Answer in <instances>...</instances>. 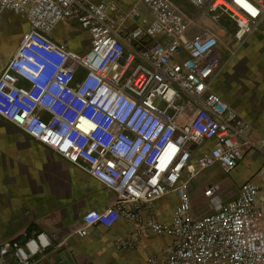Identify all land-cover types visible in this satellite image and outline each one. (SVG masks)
<instances>
[{"label": "built area", "instance_id": "2783aa9c", "mask_svg": "<svg viewBox=\"0 0 264 264\" xmlns=\"http://www.w3.org/2000/svg\"><path fill=\"white\" fill-rule=\"evenodd\" d=\"M185 1L192 12L172 0H0V23L10 12L28 25L0 75V117L112 190V204L84 214L80 237L175 193L171 223H146L172 238L152 263L264 264V137L212 90L222 18L242 42L264 0ZM66 21L89 36L87 51L52 39ZM250 153L263 158L255 176L231 199L220 183L206 185L212 211L195 216L192 179L213 166L230 176ZM51 243L46 231L25 230L0 246V264H35Z\"/></svg>", "mask_w": 264, "mask_h": 264}, {"label": "crops", "instance_id": "0c3cea01", "mask_svg": "<svg viewBox=\"0 0 264 264\" xmlns=\"http://www.w3.org/2000/svg\"><path fill=\"white\" fill-rule=\"evenodd\" d=\"M115 1L122 8L131 4V0ZM185 9L192 12V9ZM64 23L51 34L52 39L79 52L87 51L90 41L73 46L74 41L69 40L72 30ZM27 28L24 18L10 12L3 13L0 75ZM234 30L235 24L223 17L222 43L219 46L222 63L212 90L250 123L253 137L259 139L264 137V15L257 29L244 41L237 42L233 38ZM9 34H13L10 42L6 39ZM80 35L89 37L82 31ZM6 55L8 58L4 60ZM212 168L222 175V179L216 182L221 184L223 196L226 199L236 197L243 182L234 185L235 173L227 179L219 166L209 169ZM212 181L215 179L209 180ZM209 182L202 185L200 192L193 186L190 188L192 201L200 198L207 206L198 212L199 207L193 205L195 216L212 211L203 195ZM114 200L112 190L85 168L71 163L0 117V246L8 239H22L25 230L46 231L52 243L39 255L35 264H154L150 259L163 257L172 244V238L152 233L146 223L148 220L171 223L178 196L171 193L151 204L140 205L135 219L122 216L110 227L94 225L85 237L76 234L83 226V216L87 211L103 210ZM7 264L19 263L11 257Z\"/></svg>", "mask_w": 264, "mask_h": 264}, {"label": "rangeland", "instance_id": "374dc122", "mask_svg": "<svg viewBox=\"0 0 264 264\" xmlns=\"http://www.w3.org/2000/svg\"><path fill=\"white\" fill-rule=\"evenodd\" d=\"M172 1L180 5L183 8L193 10V8L185 0H172ZM63 25H65L67 28H70L72 30V32L69 35V40L74 41L73 46L84 45V44L89 43V37L80 35L81 30L79 29V26L77 23L67 21ZM220 25L222 27V22H220ZM11 28H13L12 25H11ZM12 36L13 34L12 35L9 34L8 37H6L7 41L10 42L12 39ZM15 41L16 40H14V45L16 44ZM7 58H8V55L4 57V60ZM262 163H263L262 157L258 153L248 154L246 158L244 159V161L242 162L243 166H240L241 165L240 164L230 175L232 176L234 173L236 174V176L233 177V180L235 182L234 185H239L241 182H245L246 180L251 179V177H254L257 171L259 170L260 166L262 165ZM213 169L214 168L209 169V170L213 171L214 173L213 172L210 173L211 171L207 169L199 173L196 177L192 179L191 186H193L195 191L200 192L201 189L204 187L202 185L209 182L210 179H215V181L209 182L208 184L215 183L216 181H219L222 179V175L220 174V172L213 170ZM247 175H250V176H248V178L245 180ZM225 177L228 179L229 176L225 175ZM191 192L192 191H190V195H191ZM203 203H204L203 200L198 198L196 202L192 201V207L193 205H196L199 207L198 212L204 211L207 208V206H204Z\"/></svg>", "mask_w": 264, "mask_h": 264}, {"label": "snow or ice", "instance_id": "6c2138e0", "mask_svg": "<svg viewBox=\"0 0 264 264\" xmlns=\"http://www.w3.org/2000/svg\"><path fill=\"white\" fill-rule=\"evenodd\" d=\"M237 2H239V0H237Z\"/></svg>", "mask_w": 264, "mask_h": 264}]
</instances>
